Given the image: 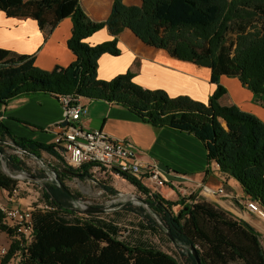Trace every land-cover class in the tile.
Instances as JSON below:
<instances>
[{
    "label": "trees",
    "instance_id": "1",
    "mask_svg": "<svg viewBox=\"0 0 264 264\" xmlns=\"http://www.w3.org/2000/svg\"><path fill=\"white\" fill-rule=\"evenodd\" d=\"M0 11L7 17L32 18L40 29L48 30L70 18L66 44L75 56L67 66L43 70L35 65L34 55L0 47V152L12 170L26 171L27 166L16 155L4 153L2 145L8 142L37 159L42 151L56 158L57 154L52 143L17 137L5 126L1 120L6 102L33 93L70 94L120 105L155 129L166 127L193 135L202 143L207 162L217 163L238 182L245 196L264 209V122L234 104L219 102L226 92L219 77L225 75L237 78L252 93V101L264 108V0H141L140 5L113 0L103 21L91 20L78 0H0ZM104 27L112 38L90 45L86 38ZM123 29L174 58L209 68L216 88L207 102L144 88L133 81L129 70L108 80L98 78V58L104 53L120 54L116 37ZM90 167L54 169L55 180L44 183L42 194L48 208L34 207L33 238L19 264H179L151 243L120 238L116 222L102 218L100 212H80L73 206L82 195L70 190L64 178L68 173L89 177ZM125 179L145 195L159 223L142 206L131 208L128 203L127 209L146 219L143 228L163 229L167 240L182 250L186 264H197L189 253L190 245L196 248L200 264H264L260 233L247 221L196 192L169 200L158 192L149 194L134 178ZM18 183L0 169V189L7 195ZM4 217L0 206L2 229ZM18 241L13 237L0 264L21 254L24 240Z\"/></svg>",
    "mask_w": 264,
    "mask_h": 264
},
{
    "label": "crops",
    "instance_id": "2",
    "mask_svg": "<svg viewBox=\"0 0 264 264\" xmlns=\"http://www.w3.org/2000/svg\"><path fill=\"white\" fill-rule=\"evenodd\" d=\"M78 1L91 20L103 21L109 15L113 0ZM122 2L126 5H140L141 0ZM71 29L72 22L68 17L48 30L40 29L32 18L7 17L0 11V47L34 55L35 65L43 70H51L55 65L67 66L75 59L66 44ZM111 38L112 35L104 27L87 37L86 41L94 45ZM116 38L120 54L114 56L104 53L98 58V78L108 80L129 70L133 73V81L144 88L162 89L172 97L187 95L204 103L215 90L216 84L210 81L209 68L174 58L164 49L149 46L129 29H123ZM219 83L226 89V93L219 98L222 105L234 104L264 122V108L252 101V93L237 78L221 75ZM80 102L86 109L77 122L82 128H99L114 138L128 139L137 147L142 163L155 162L161 168L171 170L174 174L168 176L169 180H179L183 186L190 187L195 182L211 187L222 185L225 195L208 199L255 226L256 216L238 204L240 199L246 197L238 182L232 177L222 182L217 174L208 169L206 151L193 135L166 127L155 129L126 108L104 100L81 97ZM62 118V108L57 97L33 93L9 99L2 109L1 121L17 137L48 144L51 143L55 124L62 121ZM43 153L47 152L42 151L41 156ZM180 176L184 178L180 180ZM229 180H233L237 186V190L232 193L225 189ZM130 186L134 187L132 184ZM166 188L162 187L158 193L166 199L176 200L178 191ZM163 190H169L174 198L166 196ZM24 201L22 197L10 200L6 192L0 189V206L5 210V204L28 206Z\"/></svg>",
    "mask_w": 264,
    "mask_h": 264
},
{
    "label": "built area",
    "instance_id": "3",
    "mask_svg": "<svg viewBox=\"0 0 264 264\" xmlns=\"http://www.w3.org/2000/svg\"><path fill=\"white\" fill-rule=\"evenodd\" d=\"M57 98L62 108L63 118L54 126L51 143L57 154L56 161L64 168L78 169L85 164H90L89 171H100L104 176L115 179L126 180L125 176H129L138 180L148 188L149 194L158 192L162 187H169L177 190L181 196H188L195 192L205 199L225 195L222 185L211 187L205 183L195 182L188 190L187 186H181L183 185L181 181L169 180L168 176L174 173L169 169L161 168L155 162L142 163L137 147L128 139L114 138L102 129H85L78 125V120L86 111L85 106L80 102L81 97L72 95ZM207 167L216 174L218 171L221 173L219 165L214 161H209ZM52 173L55 178V173ZM180 177V180L184 178ZM19 187L17 184L11 195H8L10 200L18 197L19 189L23 188ZM239 203L247 212L264 220L262 207L256 200L246 196L240 199ZM5 205L8 214L13 216V224H9L10 232H3L0 228V261L8 253L14 229L22 228L24 243L20 256L15 260V264H19L22 252L26 250V244L33 238L34 205H44V209H47L48 205L46 202L40 203L35 199L26 207L16 204Z\"/></svg>",
    "mask_w": 264,
    "mask_h": 264
},
{
    "label": "rangeland",
    "instance_id": "4",
    "mask_svg": "<svg viewBox=\"0 0 264 264\" xmlns=\"http://www.w3.org/2000/svg\"><path fill=\"white\" fill-rule=\"evenodd\" d=\"M2 147L5 154L16 155L19 159L24 160L27 166L26 171L12 170L7 162L3 159V156L0 154V169L2 172H25L41 180V182H37L28 178L23 180L17 179L19 180L18 185L23 187L22 189H19L17 194L18 197L24 198L25 204L33 202L34 199L37 202L44 203L45 201L42 196L44 183L54 180L55 178L52 172H54V169L58 171L62 165L47 153H43L44 155L41 156L40 159H37L34 156L25 155L21 151L15 149L10 142L3 144ZM89 172L90 176L84 179H80L76 174L72 173L66 174V177L64 178V183L70 190L77 191L82 195L81 198L73 201V206L77 208L78 211L84 212L79 210L81 205L104 208L105 211L101 212V217L106 220H112L116 222L120 228V238L124 240H141L151 243L164 252L171 254L175 259H177L179 264H186L185 256L181 254L182 250L167 240L166 233L163 229L153 232L149 228H143L142 225L145 226L147 223L146 219L139 212L130 211L127 209V204L130 203L131 208L142 206L145 211L150 214L151 211L149 208L144 207L140 200L132 198V195L135 194L145 199L144 194L137 191L135 187L130 186V184H127L121 179H114L104 176L100 171ZM220 172L221 173H219V171L217 172V177L220 178L222 182L230 177L223 171ZM103 185L112 188L113 191H107L104 189ZM167 188L172 190L169 187ZM187 189L189 190L188 186ZM225 189L229 193H232L233 190H237V186L233 180H229L226 182ZM174 190L175 189H173V191ZM163 192L171 199L174 198V195H172L169 190H163ZM206 200L210 201L208 198ZM235 204L237 205L236 202ZM238 204L240 203L238 202ZM35 206L38 208H40V206L44 207V205H34V207ZM240 206L242 205L240 204ZM178 208L179 206H176L175 211H177ZM254 219V227L260 233V240L264 247V220L256 217H254ZM15 239L19 240L18 243L24 240V238L20 237H15ZM29 243L26 245H29ZM19 256L20 253L14 255L6 264H15V260H17Z\"/></svg>",
    "mask_w": 264,
    "mask_h": 264
},
{
    "label": "water",
    "instance_id": "5",
    "mask_svg": "<svg viewBox=\"0 0 264 264\" xmlns=\"http://www.w3.org/2000/svg\"><path fill=\"white\" fill-rule=\"evenodd\" d=\"M63 124H65V122H63ZM1 154V152H0ZM2 155V154H1ZM5 174L10 176L11 178H14V179H19V180H23V179H32L34 181H37V182H41V180L35 176H32L28 173H25V172H18V173H10L9 171H5ZM60 188L65 191V192H69L67 190V188L64 186V185H59ZM132 198H136L138 200L141 201V203L143 204L144 207L148 208L145 200L143 198H141L139 195H132ZM79 210L81 211H84V212H103L105 211L104 208H100V207H97V206H89V205H81V207L79 208ZM150 215L152 216V218L157 222L159 223V220L157 219V217L155 215H153L151 212H150ZM167 235L169 236V238H171V236L169 235V233H167ZM188 250H189V253L191 254V256L194 258V260L196 261L197 264H200V261H199V257H198V253H197V250L196 248L193 246V245H190L188 246Z\"/></svg>",
    "mask_w": 264,
    "mask_h": 264
},
{
    "label": "bare ground",
    "instance_id": "6",
    "mask_svg": "<svg viewBox=\"0 0 264 264\" xmlns=\"http://www.w3.org/2000/svg\"><path fill=\"white\" fill-rule=\"evenodd\" d=\"M62 96H72L70 94H65ZM2 224L4 226V229H2L3 232H10V225L13 224V216L8 214V211L5 210V218L2 221ZM16 235V236H15ZM13 237H22L24 238L23 229L22 228H15ZM11 243V241H10Z\"/></svg>",
    "mask_w": 264,
    "mask_h": 264
}]
</instances>
